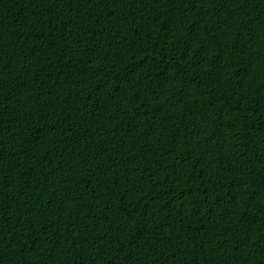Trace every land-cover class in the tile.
<instances>
[{"label":"trees","instance_id":"obj_1","mask_svg":"<svg viewBox=\"0 0 264 264\" xmlns=\"http://www.w3.org/2000/svg\"><path fill=\"white\" fill-rule=\"evenodd\" d=\"M0 264H264V0H0Z\"/></svg>","mask_w":264,"mask_h":264}]
</instances>
